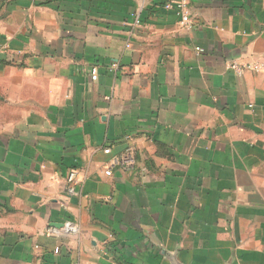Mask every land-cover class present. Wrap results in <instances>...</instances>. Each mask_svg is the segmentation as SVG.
Here are the masks:
<instances>
[{"label": "crops", "instance_id": "crops-1", "mask_svg": "<svg viewBox=\"0 0 264 264\" xmlns=\"http://www.w3.org/2000/svg\"><path fill=\"white\" fill-rule=\"evenodd\" d=\"M179 1L0 0V264H264V0Z\"/></svg>", "mask_w": 264, "mask_h": 264}, {"label": "built area", "instance_id": "built-area-1", "mask_svg": "<svg viewBox=\"0 0 264 264\" xmlns=\"http://www.w3.org/2000/svg\"><path fill=\"white\" fill-rule=\"evenodd\" d=\"M188 0H180L177 4L178 8H180L181 10V14L183 19L186 22H189L190 20V15H189V10H188ZM171 2L166 3V7L167 8H171ZM198 50H201L200 47L197 48ZM229 67L235 71L238 74H242L243 72H245L246 70H256L258 68L257 64H253V63H240V62H232L229 64ZM98 78L97 75V69L93 68L92 69V79L96 80ZM106 153L110 152L109 148H106L104 150ZM134 163V157L132 155L131 152H127L126 154L122 155L121 157H116L114 158L113 162H112V166L106 170V174L107 175H111L112 174V168L114 166H130ZM78 174L76 171H71L68 175V190L70 193H73L75 191V186L78 183V178H77Z\"/></svg>", "mask_w": 264, "mask_h": 264}]
</instances>
